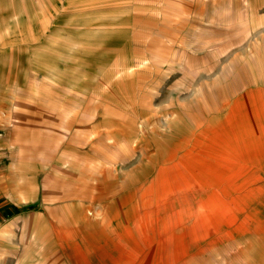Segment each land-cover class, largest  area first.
Returning a JSON list of instances; mask_svg holds the SVG:
<instances>
[{
  "label": "rangeland",
  "instance_id": "1",
  "mask_svg": "<svg viewBox=\"0 0 264 264\" xmlns=\"http://www.w3.org/2000/svg\"><path fill=\"white\" fill-rule=\"evenodd\" d=\"M2 8L0 264H76L74 249L86 238L90 264H122L121 253L100 248L102 236H67L65 219L84 205L100 210L89 209L79 186L101 177L106 144L123 156L143 121L182 133L180 113L197 112L198 89L213 105V93L233 100L264 78V0H27ZM123 242H115L120 252L138 263V248L126 241L133 255Z\"/></svg>",
  "mask_w": 264,
  "mask_h": 264
},
{
  "label": "bare ground",
  "instance_id": "2",
  "mask_svg": "<svg viewBox=\"0 0 264 264\" xmlns=\"http://www.w3.org/2000/svg\"><path fill=\"white\" fill-rule=\"evenodd\" d=\"M240 90L233 100L213 93L217 102L207 105L198 89L191 95L197 112L180 113L182 133L143 121L123 142V156L112 152L115 143L106 144L101 177L79 186L89 209L100 210L77 211L83 226L66 231L68 237L80 230L102 236L100 248L110 257L121 253L122 264L134 260L120 252L119 240L138 248L135 255L126 242L136 264H264V78ZM86 242L74 249L76 264H90L82 254Z\"/></svg>",
  "mask_w": 264,
  "mask_h": 264
},
{
  "label": "crops",
  "instance_id": "3",
  "mask_svg": "<svg viewBox=\"0 0 264 264\" xmlns=\"http://www.w3.org/2000/svg\"><path fill=\"white\" fill-rule=\"evenodd\" d=\"M23 4H27V0H0V10L4 9L2 7H6V6H20V5H23ZM84 199H85V197H84ZM82 203H84V201ZM80 209H83V211H84V208H80ZM84 213L87 214L86 210L84 211ZM76 217H77V214L75 213L74 215H71L67 219H65V221L68 222L66 225L64 224L65 231L72 230V228H74L77 225H79V227L83 226V222L82 221L80 223V222H77L75 220ZM70 220L74 221L75 226H73V224H72V222ZM67 236H68V234H67Z\"/></svg>",
  "mask_w": 264,
  "mask_h": 264
}]
</instances>
